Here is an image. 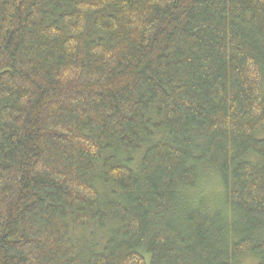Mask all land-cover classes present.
Returning a JSON list of instances; mask_svg holds the SVG:
<instances>
[{"label": "trees", "instance_id": "trees-1", "mask_svg": "<svg viewBox=\"0 0 264 264\" xmlns=\"http://www.w3.org/2000/svg\"><path fill=\"white\" fill-rule=\"evenodd\" d=\"M263 86L264 0H0V264H264Z\"/></svg>", "mask_w": 264, "mask_h": 264}, {"label": "rangeland", "instance_id": "rangeland-1", "mask_svg": "<svg viewBox=\"0 0 264 264\" xmlns=\"http://www.w3.org/2000/svg\"><path fill=\"white\" fill-rule=\"evenodd\" d=\"M263 93H264V86H263ZM210 182L209 180L207 181V183ZM207 186L206 184H202V188ZM238 264H256V260L254 259V257H251L249 255H245L242 258L239 259Z\"/></svg>", "mask_w": 264, "mask_h": 264}]
</instances>
